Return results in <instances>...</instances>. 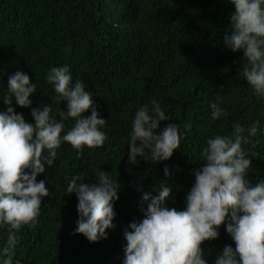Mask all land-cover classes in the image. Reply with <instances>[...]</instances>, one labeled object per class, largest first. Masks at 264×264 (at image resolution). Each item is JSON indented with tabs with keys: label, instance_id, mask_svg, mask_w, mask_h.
I'll return each mask as SVG.
<instances>
[{
	"label": "trees",
	"instance_id": "1",
	"mask_svg": "<svg viewBox=\"0 0 264 264\" xmlns=\"http://www.w3.org/2000/svg\"><path fill=\"white\" fill-rule=\"evenodd\" d=\"M235 11L229 0H0V112L7 108L9 77L21 71L37 89L31 107L21 108L13 99L15 112L34 123L32 109L50 105L59 119L66 105L55 100L47 75L66 65L107 120L103 146L85 147L81 155L62 144L55 164L37 176V182L45 180L49 195L35 228L25 226L17 233L13 264H122L123 232L142 221L150 202L143 196L154 198L162 186H171L166 206L185 210L195 173L206 163L201 160L206 140L231 135L237 122L245 129L260 122L256 136L244 133L243 147L251 160L247 179L253 184L264 180V99L243 77V51L233 52L223 43L225 33L231 35ZM153 102L169 115L157 134L177 125L180 147L166 161L137 157L131 164L134 115ZM212 103L225 112L215 121ZM83 115L89 117L91 110ZM73 123L66 122V130ZM98 171L117 180L119 199L115 227L106 230L107 239L92 243L74 234L78 199L67 187L75 175L87 185L97 183ZM7 238V227H0V249ZM226 246L235 249L221 225L217 239L201 244L207 264H215Z\"/></svg>",
	"mask_w": 264,
	"mask_h": 264
},
{
	"label": "clouds",
	"instance_id": "2",
	"mask_svg": "<svg viewBox=\"0 0 264 264\" xmlns=\"http://www.w3.org/2000/svg\"><path fill=\"white\" fill-rule=\"evenodd\" d=\"M235 5L231 16V35L226 32L224 45L233 52L243 51L242 74L254 95L264 99V0H229ZM55 100L66 107L53 118L50 105L33 108L34 123L25 121L11 106L13 99L21 108L32 105L37 89L26 73L10 76L6 111L0 112V227H7L6 246L0 249V264H13L18 242L17 233L25 226L35 228L40 209L49 189L37 176L52 167L62 144H69L78 154L85 147L103 146L107 120L100 117L92 94L80 79H73L68 66L53 67L47 75ZM211 119L225 115L221 106L210 105ZM91 110V115L83 114ZM169 115L159 103L140 107L133 118L129 139V163L137 157L153 162L170 159L180 147L181 133L177 125L169 124L157 134L161 122ZM74 122L66 130V122ZM260 122L247 129L233 124L231 135L209 137L201 151L205 165L195 173V183L186 196L185 210L166 206L172 187L162 186L156 197L143 210V219L132 222L123 232L122 264H207L201 244L215 240L221 225L235 243L226 246L215 264H264V180L253 184L247 179L251 160L243 144L244 135L256 136ZM30 170V171H28ZM165 175L169 170L165 168ZM97 183L87 185L79 175L72 177L67 187L78 199L77 227L89 242L107 239L106 230L115 225L114 203L119 199L117 180L107 173L97 172ZM79 182V183H78Z\"/></svg>",
	"mask_w": 264,
	"mask_h": 264
}]
</instances>
